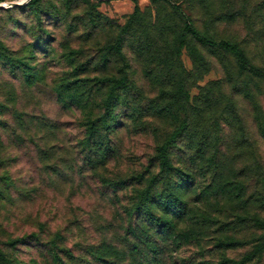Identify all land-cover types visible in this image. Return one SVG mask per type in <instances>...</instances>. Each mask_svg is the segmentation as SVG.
I'll return each instance as SVG.
<instances>
[{
    "label": "rangeland",
    "instance_id": "374dc122",
    "mask_svg": "<svg viewBox=\"0 0 264 264\" xmlns=\"http://www.w3.org/2000/svg\"><path fill=\"white\" fill-rule=\"evenodd\" d=\"M26 1L0 0V264H264V73L180 42L264 70V0Z\"/></svg>",
    "mask_w": 264,
    "mask_h": 264
},
{
    "label": "trees",
    "instance_id": "16d2710c",
    "mask_svg": "<svg viewBox=\"0 0 264 264\" xmlns=\"http://www.w3.org/2000/svg\"><path fill=\"white\" fill-rule=\"evenodd\" d=\"M37 3V0H28L24 6L25 7H33ZM190 34L193 38L200 41L201 43L211 45V46H219L222 49H225L226 51L231 52L239 65L240 68H248L250 71L254 73H264V70L256 67L252 64H250L247 56L244 53V50L239 48L236 43H233L231 41H214L212 39H209L208 37L201 35L199 31L195 29V27L191 23H186L184 26V31L180 35V42L184 40L187 37V34ZM0 58L9 60L10 58L6 54L5 50H0ZM169 141V140H168ZM166 152V145H164L161 149V153L165 155ZM264 224V223H263Z\"/></svg>",
    "mask_w": 264,
    "mask_h": 264
},
{
    "label": "water",
    "instance_id": "95a60500",
    "mask_svg": "<svg viewBox=\"0 0 264 264\" xmlns=\"http://www.w3.org/2000/svg\"><path fill=\"white\" fill-rule=\"evenodd\" d=\"M27 1H28V0H27ZM27 1H26V2H27ZM16 5H17V4H16Z\"/></svg>",
    "mask_w": 264,
    "mask_h": 264
}]
</instances>
